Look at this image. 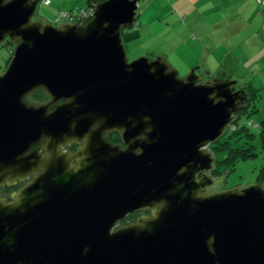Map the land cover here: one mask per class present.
<instances>
[{"label":"water","instance_id":"95a60500","mask_svg":"<svg viewBox=\"0 0 264 264\" xmlns=\"http://www.w3.org/2000/svg\"><path fill=\"white\" fill-rule=\"evenodd\" d=\"M42 1L0 0V44L13 45L0 188L25 182L0 199V264H264V182L221 188L229 172L212 175L209 148L245 89L197 66L180 77L160 56L129 61L138 0H93L84 22L57 24L35 19ZM40 90L50 101L29 103Z\"/></svg>","mask_w":264,"mask_h":264},{"label":"rangeland","instance_id":"374dc122","mask_svg":"<svg viewBox=\"0 0 264 264\" xmlns=\"http://www.w3.org/2000/svg\"><path fill=\"white\" fill-rule=\"evenodd\" d=\"M163 5L176 11L179 21H172L171 25L175 29L159 35L161 36H158L159 40H155L158 38L155 37L143 38L136 43L123 42L127 59L131 61L144 55L149 59L163 57L177 70L180 77L186 75L197 62L208 63L211 70L225 62L230 64L234 72L226 76V79L235 80L237 87L245 88L250 97L246 104L248 107L236 114L238 116L236 126L247 127V132L253 134V137L240 138L238 144L248 142L255 155L237 161L233 170L228 171L221 188L255 184L258 169L263 163L258 134L260 122L264 119V16L257 20L254 17L253 21L240 18L236 15L238 4L235 0H138L135 24L131 29H124L122 35L135 30L139 20H146L152 11L159 7L161 9ZM85 7V0H52L51 5L42 3L38 5L35 19L44 18L48 23L57 24L61 21L55 18L61 10L79 11ZM184 16L187 17L186 22ZM235 20L233 25L232 22ZM196 21H199L200 25L196 26ZM197 29L213 31L214 41L209 38L202 41L191 39L193 32L195 36L198 34ZM171 33H177V38L173 43H166L165 40L171 37ZM183 41H185L183 48H178ZM214 45L216 49H213ZM12 51L13 45L8 41L0 44V74L6 69ZM27 101L39 104L44 98L41 94L35 93L28 97ZM230 132L229 130L226 134Z\"/></svg>","mask_w":264,"mask_h":264},{"label":"crops","instance_id":"0c3cea01","mask_svg":"<svg viewBox=\"0 0 264 264\" xmlns=\"http://www.w3.org/2000/svg\"><path fill=\"white\" fill-rule=\"evenodd\" d=\"M238 4V13L236 14L237 16H239L240 18L244 17L246 18V21H253V18L255 17V19H260L261 17H263L264 15V7L262 9L259 8V5L255 2V0H235ZM164 6V5H163ZM160 9V7L158 9H156L155 11H152L148 17L146 18V20H142V21H138L139 24H137V27L135 30H133L132 32H129L125 35H122L123 38V42L126 44L129 43H136L138 41H142L143 38H155L158 37L161 34L167 33L169 30L171 29H175V27H172V21L178 20V15L176 14V11L171 9L170 7H166L164 6V8ZM160 11V12H158ZM153 14V15H152ZM186 16H184V22H186ZM261 21V20H260ZM235 21H233V25H235ZM135 24V23H134ZM143 25V26H142ZM196 26L200 25L199 21H196L195 23ZM134 26V25H133ZM198 34H192L191 39H195V40H205L207 38L213 40V31H207L206 29H197ZM186 35L188 36V31L186 30ZM171 37L167 38L165 40L166 43H173L175 41V39L177 38V33H171L170 35ZM161 37V36H159ZM159 37L155 40H159ZM194 41V40H191ZM184 42L181 46H178V48H183L184 46ZM215 47V45H214ZM217 47L213 48L216 49ZM194 66H197L199 68V73H202L204 75L208 74L209 76L211 74L215 75H219L220 78H226V76H229V74H232L234 72L233 67L228 64V63H224V64H220L219 67H217L214 70H211L209 68L208 63H194ZM192 65V66H193ZM189 67H191V64L188 65ZM228 78V77H227ZM230 78V77H229Z\"/></svg>","mask_w":264,"mask_h":264},{"label":"trees","instance_id":"16d2710c","mask_svg":"<svg viewBox=\"0 0 264 264\" xmlns=\"http://www.w3.org/2000/svg\"><path fill=\"white\" fill-rule=\"evenodd\" d=\"M46 1L49 2L46 3ZM91 1L93 0H85L86 7L81 8L79 11L73 9H69V11L61 10L59 14L57 13L56 18H61L62 20L66 21L69 20V18L73 17V19L75 20L77 16L80 15L81 11L87 10V7L90 6ZM97 1H104V0H97ZM41 3L44 5H51L52 0H43ZM262 7L263 6H261V8ZM247 107L248 106H246L242 110L244 111ZM237 119L233 122V124L229 128L231 132L226 134L224 137H222L223 138V139L221 138L222 140L221 139L218 140L217 142L211 144L209 147L216 156V162H215L216 169L214 171L215 175L221 174V172L224 170H228L230 172L231 170H233L235 163L237 161L255 155V152L251 150L252 149L250 147L251 145L248 142L242 145L238 144L240 138L246 137L247 139H250L249 136L253 137V134H251L250 132L248 133L247 127L245 126H240V128H238L236 126ZM258 137H259V151L262 153L263 163L261 167L258 169L256 183H262L264 182V119L260 122Z\"/></svg>","mask_w":264,"mask_h":264},{"label":"flooded vegetation","instance_id":"af4514ba","mask_svg":"<svg viewBox=\"0 0 264 264\" xmlns=\"http://www.w3.org/2000/svg\"><path fill=\"white\" fill-rule=\"evenodd\" d=\"M89 7H87L88 9ZM56 20V18H55ZM242 87H237V89H241ZM245 89V88H244ZM246 91V90H245ZM35 93H38V94H41L44 98V101L42 103H34V104H37V105H40V104H46L50 101L49 97L45 94V92L43 90H40V91H37ZM32 95H35V94H32ZM31 96V95H30ZM29 96V97H30ZM249 97V95H248ZM30 103V102H29ZM58 103H61L58 102ZM53 108L49 109V111H51ZM242 111V109L240 110ZM239 112V111H238ZM104 136L107 138V140L113 144V145H120L122 148H124L125 146L123 145L120 137H119V134L117 132H112V133H105ZM46 142H44L43 144H45ZM79 145L78 144H75L73 143L70 147L67 146V145H60L58 146V148L64 152V151H71V152H75L76 148L78 147ZM210 147V146H209ZM34 149V148H33ZM215 169H216V165H215ZM215 171V170H214ZM214 171L212 172V175L213 176H218V175H215L214 174ZM224 171H228V170H224ZM223 172V171H222ZM221 172V173H222ZM220 175V174H219ZM29 180L31 179V177L28 178ZM27 179V180H28ZM25 184V182H20V183H17L13 186H3L0 188V199L2 200V202L4 204H10L12 201H11V195L13 192H16L18 191L23 185ZM141 215H150V212L149 211H139L137 213H134L132 215H129L125 221L122 222V224H126L128 222H133L137 217L141 216Z\"/></svg>","mask_w":264,"mask_h":264},{"label":"built area","instance_id":"2783aa9c","mask_svg":"<svg viewBox=\"0 0 264 264\" xmlns=\"http://www.w3.org/2000/svg\"><path fill=\"white\" fill-rule=\"evenodd\" d=\"M49 1H46V3H48ZM255 2L261 7L263 6L264 7V0H255ZM91 8H88L87 10H83L81 11L80 15L77 16V18L74 20L73 17L69 18V20H62L61 18H56L57 21H64V22H78V23H81V22H84L86 20V18L89 16V14L91 13ZM235 127V126H233ZM235 129V128H234Z\"/></svg>","mask_w":264,"mask_h":264},{"label":"clouds","instance_id":"9594fccd","mask_svg":"<svg viewBox=\"0 0 264 264\" xmlns=\"http://www.w3.org/2000/svg\"><path fill=\"white\" fill-rule=\"evenodd\" d=\"M89 8H91V7L89 6ZM91 9H92V8H91ZM91 12H92V11H91ZM89 15H90V14H89ZM61 22H64V21H61ZM231 125H232V124H231ZM231 125H230V126H231ZM229 128H230V127H229ZM228 130H229V129H228Z\"/></svg>","mask_w":264,"mask_h":264}]
</instances>
